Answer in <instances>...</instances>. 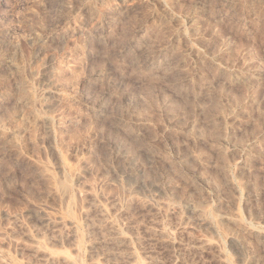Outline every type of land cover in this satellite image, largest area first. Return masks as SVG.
Returning <instances> with one entry per match:
<instances>
[{"label":"rangeland","instance_id":"1","mask_svg":"<svg viewBox=\"0 0 264 264\" xmlns=\"http://www.w3.org/2000/svg\"><path fill=\"white\" fill-rule=\"evenodd\" d=\"M257 231L264 0H0V264H264Z\"/></svg>","mask_w":264,"mask_h":264},{"label":"bare ground","instance_id":"2","mask_svg":"<svg viewBox=\"0 0 264 264\" xmlns=\"http://www.w3.org/2000/svg\"><path fill=\"white\" fill-rule=\"evenodd\" d=\"M27 99H28L27 95L24 96V100H27ZM18 132H19L18 130H14L12 135L14 137H17ZM59 168L62 170L63 173L71 170L68 166H66V164L63 161H60ZM41 171L46 172V169L41 168ZM67 193H68V190L65 187H57L53 192L54 196H56L60 200H62L65 196H67L68 195ZM128 196L132 199L138 200L143 205L148 206L153 209L161 210V208L165 205L163 201H160V200L155 201L152 198L148 199L149 197L148 198L146 197L145 199H139V198H136V196L132 194H128ZM154 196L157 197V195H154ZM188 204H189L190 210L193 213V218L192 220H184L182 224L183 228L187 232H190L192 234H197L199 236L197 243L199 244L201 248L206 249V248L214 247L215 245H217V242L214 238L209 237L207 235V231H209L210 229L212 230L214 229V231L217 234L219 235L221 234L219 228H217L215 221L211 218L210 214L206 212L205 210L199 208L198 206H196L195 204L191 202H188ZM178 208L179 206H175L173 209H178ZM99 210L103 214L107 212V210L103 206H99ZM31 213L34 214L36 217H38L41 222L47 225H65L68 223L65 217H63L62 215L52 214L47 209L42 208V207L32 208ZM227 220L231 221V218H227ZM245 229L248 230L247 228ZM255 234L258 236V238L264 239V232L257 231L255 232ZM114 238L117 241H122V237L120 233H117L114 236ZM231 239L237 243L238 248L240 249L242 248L243 241L241 237H239L238 235H232ZM35 251L40 252L41 247L35 246ZM42 256L44 257V260L46 262L54 261L53 254L43 251ZM2 261H3V256L0 255V262ZM63 262H65L66 264H78L75 261H70L68 258H63Z\"/></svg>","mask_w":264,"mask_h":264}]
</instances>
